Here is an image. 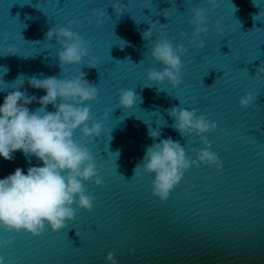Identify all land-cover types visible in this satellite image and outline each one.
Returning a JSON list of instances; mask_svg holds the SVG:
<instances>
[{"label":"water","instance_id":"water-1","mask_svg":"<svg viewBox=\"0 0 264 264\" xmlns=\"http://www.w3.org/2000/svg\"><path fill=\"white\" fill-rule=\"evenodd\" d=\"M112 2L0 0V44L5 35L23 37L19 43L11 38L8 42L16 54L6 55L0 49V88L4 89L0 106L8 92L17 90L14 82L21 74L72 78L86 73L84 78L97 84L99 94L98 102L86 103L103 124L101 136L87 138L86 145L105 181L102 186L84 182L88 194L96 196L94 208L91 212L79 208L64 229L53 231L49 226L33 235L0 228V240H14L0 246V256L5 264H111L108 252L115 254L118 264H264V74L257 72L264 67V0H218L215 8L208 0H120L128 4L122 15ZM194 7L208 11L203 49L189 44ZM95 10L107 14L96 17ZM74 19L82 21L72 30L90 41L96 67L88 66L91 57L82 64L61 65L62 46L55 38L46 39L50 27L67 26ZM97 19L103 20L100 26ZM217 20L222 34L216 29ZM151 23L156 28L145 40L142 33ZM160 24H165L164 34L174 46L188 48L181 56L183 82L176 87L167 80L155 84L148 79L149 70L164 67L151 55L160 38ZM120 88L136 91L139 99L132 108L118 106ZM18 90L37 97L46 94L27 80ZM248 92L259 97L243 108L239 101ZM174 106L196 109L197 115L203 113L217 123V129L204 135L222 160L223 171L193 165L161 202L153 195L154 174L144 173L143 164V179L133 177L146 148L171 137L186 148L189 158L196 159L191 149L206 147L195 134L184 137L172 127L175 120L169 110ZM27 107L35 110L41 105L33 101ZM107 108L114 111L105 118ZM47 109L55 111L52 104ZM149 128L159 130V137L150 138ZM81 135L77 129L75 138ZM32 166L43 162L23 150L14 152L11 160L0 156V179L17 168L27 174Z\"/></svg>","mask_w":264,"mask_h":264},{"label":"clouds","instance_id":"clouds-1","mask_svg":"<svg viewBox=\"0 0 264 264\" xmlns=\"http://www.w3.org/2000/svg\"><path fill=\"white\" fill-rule=\"evenodd\" d=\"M208 3L213 8L218 7V0H208ZM111 6L120 15L128 12V4L122 5L120 0H113ZM192 11L194 18L190 23L194 26V32L189 44L198 45L203 49L206 42L202 36L209 31L208 11L202 7H194ZM106 14V10L93 12L96 17H105ZM159 14L157 12V15ZM163 15L168 16V9L163 10ZM85 19L91 23L90 17ZM96 23L100 26L103 20L97 19ZM77 24H82V21L74 19L68 21L64 27L52 26L46 33V39L52 41L55 38L56 43L62 46L58 53L61 65L82 64L85 58L91 57L88 66L96 67L97 57L90 41H86L78 32L72 30ZM215 26L222 34L219 20ZM164 27L165 24H160V38L151 50L152 57L164 67L160 70H149L148 79L155 84H162L167 80L176 87L183 82L185 65L181 56L188 52V48L184 45L174 46L164 34ZM155 28L156 23H151L142 33L143 39L150 40ZM181 35L186 36L187 33L182 32ZM10 38L19 43L23 37H3L4 42L0 44V49L6 55L17 53L15 46L8 43ZM4 69L3 73H7L8 69ZM257 72L264 74V67L258 68ZM85 76L84 72H79V75L72 78H38L21 74L14 82L17 90L8 92L5 96L3 105L0 106V156L11 160L14 152L23 150L26 156H35L42 161L43 166L29 167L27 174L22 168H17L13 174L0 179V228L8 232L23 230L40 235L49 226L53 231L66 228L68 221L75 220L79 208L89 212L93 210L96 196L88 194L84 182L92 181L102 186L105 181L98 172L97 161L87 147L86 140L101 136L103 124L95 120L91 104L86 103L98 102L99 94L97 84L89 82ZM25 80L33 88L43 89L46 94L37 97L29 94L27 90H18ZM2 90L4 89L0 88V91ZM118 91V106L130 109L137 103L139 97L134 89L120 88ZM258 97V94L248 92L240 99V105L248 108ZM33 101H38L41 107L30 110L27 105ZM49 104L54 106L55 111H48ZM113 111L114 108H107L104 117L108 118ZM169 114L175 120L172 125L174 129L184 137L195 134L206 147L191 149L196 153V159L189 158L186 148L171 137L161 139L146 148L143 160L134 168L133 177L143 179V173L140 171L143 164L144 173L154 174L153 195L158 196L161 202L169 198L171 191L180 184L185 172L193 165L215 166L217 171H223L222 160L211 150V141L204 135L217 129V123L203 113L197 115L196 109L188 110L174 106L169 110ZM77 129L82 133L79 139L75 138ZM221 131L228 135L227 130ZM159 135V130L149 128L150 138L155 140ZM102 167L103 165H99V168ZM74 204L78 207H73ZM13 242L12 238L0 240V246L11 245ZM106 259L111 264H118L113 252H108ZM0 264H5L3 256H0Z\"/></svg>","mask_w":264,"mask_h":264}]
</instances>
